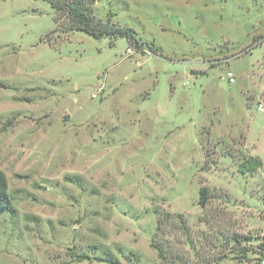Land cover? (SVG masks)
I'll use <instances>...</instances> for the list:
<instances>
[{
    "label": "rangeland",
    "instance_id": "obj_1",
    "mask_svg": "<svg viewBox=\"0 0 264 264\" xmlns=\"http://www.w3.org/2000/svg\"><path fill=\"white\" fill-rule=\"evenodd\" d=\"M90 8L132 37L0 0V264H263L264 0Z\"/></svg>",
    "mask_w": 264,
    "mask_h": 264
},
{
    "label": "trees",
    "instance_id": "obj_2",
    "mask_svg": "<svg viewBox=\"0 0 264 264\" xmlns=\"http://www.w3.org/2000/svg\"><path fill=\"white\" fill-rule=\"evenodd\" d=\"M55 14L63 15L68 19V28L69 30H78L82 31L93 38L100 37H114V36H124L127 39L131 38L133 31L130 28L117 27L109 22H102L96 20L92 13L90 4L94 0H47ZM260 161L258 158H252L250 160H244L239 163L238 168L241 172L252 171L254 168L259 166ZM208 199V190L206 186H201L198 192V203L201 207H204ZM11 207L10 202L6 194V182L3 174L0 172V209H9ZM176 221L177 227L184 230H188V226L185 220L179 213L172 215L163 214L158 217L156 221L155 233L159 235L162 232L163 227L170 223V218ZM174 221V222H175ZM236 237L235 241L240 244L241 239L238 238L239 235H234ZM151 246L157 250L158 256L162 261L167 259L168 249L167 246L155 240V235L151 237ZM232 248V246H231ZM260 257H264V247L261 245ZM226 256L224 251H219L215 258L213 259H204L195 264H209L217 263L222 257ZM238 258L248 260L246 253L244 252Z\"/></svg>",
    "mask_w": 264,
    "mask_h": 264
},
{
    "label": "built area",
    "instance_id": "obj_3",
    "mask_svg": "<svg viewBox=\"0 0 264 264\" xmlns=\"http://www.w3.org/2000/svg\"><path fill=\"white\" fill-rule=\"evenodd\" d=\"M257 108H258V110L262 111L263 110L262 103H258ZM263 264H264V262H263Z\"/></svg>",
    "mask_w": 264,
    "mask_h": 264
}]
</instances>
